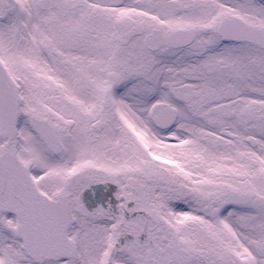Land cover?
I'll return each instance as SVG.
<instances>
[{
  "label": "snow or ice",
  "instance_id": "obj_1",
  "mask_svg": "<svg viewBox=\"0 0 264 264\" xmlns=\"http://www.w3.org/2000/svg\"><path fill=\"white\" fill-rule=\"evenodd\" d=\"M0 264H264V0H0Z\"/></svg>",
  "mask_w": 264,
  "mask_h": 264
}]
</instances>
